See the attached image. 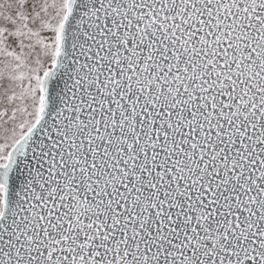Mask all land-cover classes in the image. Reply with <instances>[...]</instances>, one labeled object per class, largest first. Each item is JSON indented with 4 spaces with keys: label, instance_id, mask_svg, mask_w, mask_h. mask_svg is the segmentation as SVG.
Here are the masks:
<instances>
[{
    "label": "snow or ice",
    "instance_id": "1",
    "mask_svg": "<svg viewBox=\"0 0 264 264\" xmlns=\"http://www.w3.org/2000/svg\"><path fill=\"white\" fill-rule=\"evenodd\" d=\"M0 264H264V0H0Z\"/></svg>",
    "mask_w": 264,
    "mask_h": 264
}]
</instances>
